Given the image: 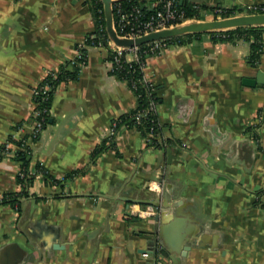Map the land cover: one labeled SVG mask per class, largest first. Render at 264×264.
<instances>
[{
  "label": "crops",
  "instance_id": "crops-1",
  "mask_svg": "<svg viewBox=\"0 0 264 264\" xmlns=\"http://www.w3.org/2000/svg\"><path fill=\"white\" fill-rule=\"evenodd\" d=\"M189 1L241 12L264 4ZM94 30L84 0H0V146L27 132L32 88L80 44L86 50V63L57 85L48 123L29 141L28 195L19 210L0 204V264H174L171 256L176 264H264V85H243L264 72V51L253 66L247 42L202 34L149 57L144 73L157 88L168 146L148 147L138 129L120 126L113 146L92 157L112 121L137 105L111 73L108 48L86 44ZM19 123L22 131L12 130ZM12 156L0 157V198L20 189ZM36 163L57 179L76 173L52 185ZM160 180L161 195L152 190ZM157 196L167 220L156 222L136 201ZM158 247L164 254L155 255Z\"/></svg>",
  "mask_w": 264,
  "mask_h": 264
},
{
  "label": "trees",
  "instance_id": "trees-1",
  "mask_svg": "<svg viewBox=\"0 0 264 264\" xmlns=\"http://www.w3.org/2000/svg\"><path fill=\"white\" fill-rule=\"evenodd\" d=\"M84 3L88 5L89 9L92 11L93 18L95 21V30L93 39H87L86 44H89L93 41L97 45L98 41H101V45L105 48H108V56L107 58L109 61L112 60V51L110 50L107 44V34L105 31V19L103 13V5L101 0H84ZM136 6H140L141 15L140 18H145L152 11L148 10V2L140 1V0H116L113 5V21L114 26L116 27V18L117 12L116 9L120 8L123 11H131ZM182 10H184L186 18H197L202 19L203 13L206 11H212L213 9L220 8V16L221 17H228L239 14L241 10L238 6H231V7H207L204 4L197 3L195 1L185 0L178 5ZM264 6V4H263ZM217 16V15H216ZM215 17V16H214ZM216 18V17H215ZM117 28V27H116ZM118 30V29H117ZM118 33H123L122 31L118 30ZM202 34L210 35L211 39L214 41H221V42H238L244 41L249 44L250 53L248 56L249 62L256 66L260 60V56L264 51V25H246V26H238L231 29L225 30H217V31H209L206 33H187L183 35H178L174 37L168 38V42L172 45H183L188 43L194 38L200 37ZM90 45V44H89ZM140 53V61L146 64V61L149 57L153 55L148 52H143L146 49V45H141L139 47ZM81 57L72 58L67 60L64 64L58 67L57 70L49 71L46 76L39 82L38 86L46 84L48 86V91L46 93L40 92L34 98H32L33 107L35 109L46 111H41L38 118L44 119V126L48 123L50 118V107L54 95V91L57 85L61 82L71 81L78 75L82 65L86 63V50L81 49ZM111 73L118 77L119 79L125 81L128 87L134 93L137 105L131 111L121 115L120 117L114 119L117 123V129L120 126H128V127H135L141 133V135L146 139V144L148 147L153 148H166L169 144V140H164L161 137L160 126L158 123L157 115L153 111L148 110V102L150 99H153L156 103L159 102V97L156 94L157 88L153 85L152 82L150 83H142L140 80L142 78V73L139 68V64L136 62H128L123 63L122 67L117 69L111 70ZM132 82H135V88L132 87ZM138 112H145L146 115L140 117L139 124H136V114ZM32 115L28 118V123L33 121ZM22 123L14 125L12 130H17L21 127ZM258 125H251L247 127L248 131L252 132V136L257 138L256 129ZM113 137L107 138L102 142V144L98 145L94 148L92 152V157H96L99 155L105 148H109L113 146ZM37 138H32V141H35ZM30 140V141H31ZM6 144H10V147H6L5 143L3 146H0V157L2 156V151L12 152V158L17 161L20 165V172L21 174L16 175V182L19 184V191H12L4 193L0 198V204L9 205L10 207L14 208L15 210L20 209V200L23 197L28 195V188L31 186L32 181L34 179V173L30 171V147L29 143L25 142L28 141V136L25 133L20 138H15L11 134L7 137ZM37 173L41 174L48 182L52 185H61V182L66 180L70 175H74L76 172H72L70 174H66L62 177V179H57L53 177L49 172L39 163L35 164V169ZM164 254V251L158 247L155 250V255Z\"/></svg>",
  "mask_w": 264,
  "mask_h": 264
},
{
  "label": "built area",
  "instance_id": "built-area-1",
  "mask_svg": "<svg viewBox=\"0 0 264 264\" xmlns=\"http://www.w3.org/2000/svg\"><path fill=\"white\" fill-rule=\"evenodd\" d=\"M181 0H152L148 3V10L152 11L150 15H148L145 18H140L141 11L140 6H136L131 11H123L120 8L116 9L117 12V18H116V31L118 30L122 31L123 33H118L121 36L124 37H136L143 34H146L150 31L159 30L167 27H173L175 25H178L180 23H183L185 20L190 19L186 18L184 10H182L178 5L180 4ZM221 9L216 8L212 11H206L203 13L204 18H221L220 16ZM244 14H256V13H264V6L263 4H255V3H249L247 4L243 12ZM217 15V16H216ZM215 16V17H214ZM118 29V30H117ZM95 36H90L89 39H93ZM168 38L158 39L154 40L148 43H145L146 49L143 50V52L151 53L153 56L159 55L164 49L171 46L170 42L167 40ZM90 45L95 44L93 41L89 43ZM98 45H101V41H98ZM107 44L112 51V60L111 63V70L117 69L119 67H122L123 63L128 62H136L139 64V68L142 73L141 82L142 83H150V79L148 76L144 73L145 64L140 61V49L139 46H133V47H120L114 45L111 41L107 40ZM144 45V44H143ZM85 48V44H80L77 48V53L74 56L79 58L81 57V49ZM130 55L129 57L127 55ZM132 87L135 88V82H132ZM48 91V86L46 84L41 86L33 87L31 90V97L34 98L36 95H38L40 92L43 94ZM35 107V106H34ZM156 107L157 103L150 99L148 102V110L153 111L156 113ZM41 111H46V109L39 110L33 108L32 110V117L34 118L32 122L29 123L28 129H27V136L28 141H25L29 143V141L32 138H37L40 135V132L42 131L44 127V119L38 118ZM145 112H138L136 114V124H139L140 117L145 116ZM23 127H19L18 131H22ZM117 129V123L116 121H112L109 129V136L108 138H111L116 132ZM147 139V138H146ZM145 139V140H146ZM12 154V152H10ZM13 155V154H12ZM19 174L21 172L19 171ZM163 180H160V182L157 184L156 187H152V190H156V193L161 195L163 192ZM161 211V208L159 206H152L147 205V207L143 210V213L145 216L152 217L157 214H159Z\"/></svg>",
  "mask_w": 264,
  "mask_h": 264
},
{
  "label": "water",
  "instance_id": "water-1",
  "mask_svg": "<svg viewBox=\"0 0 264 264\" xmlns=\"http://www.w3.org/2000/svg\"><path fill=\"white\" fill-rule=\"evenodd\" d=\"M115 1L116 0H101L103 5L105 31L107 34V39L111 41L114 45L120 47L139 46L154 40L170 38L187 33H206L209 31L231 29L238 26L264 25V13H256V14L239 13L233 16L213 18V19L190 18L185 20L183 23H180L173 27H167L159 30L150 31L146 34L136 37H124L118 34L114 26L112 5ZM182 2L183 0L180 1V3ZM243 85L250 87H255V86L262 87L264 85V72L258 70L256 72V77L254 79H250V78L244 79ZM167 157L168 158L170 157L169 149H167ZM136 202L143 205L162 206L160 196H157L155 199H151V200L137 199ZM163 205L165 207H168L169 203L165 202ZM159 219L167 220L165 211H162L161 213L154 216V220L156 222ZM161 235L163 234L162 233L159 234V237H161ZM148 242L150 245L149 252L152 253L154 240L150 239ZM159 246L163 248V244L161 240L159 241ZM186 248H188V246L186 247L184 246L185 250H187ZM171 259L173 260V263L176 264V261H174L173 256H171Z\"/></svg>",
  "mask_w": 264,
  "mask_h": 264
}]
</instances>
